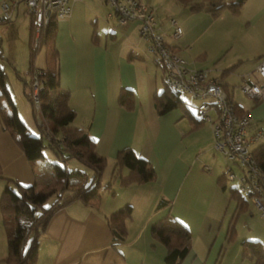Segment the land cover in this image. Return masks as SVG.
<instances>
[{
    "label": "crops",
    "instance_id": "obj_1",
    "mask_svg": "<svg viewBox=\"0 0 264 264\" xmlns=\"http://www.w3.org/2000/svg\"><path fill=\"white\" fill-rule=\"evenodd\" d=\"M100 1L108 7L105 20L113 27L105 36L109 35L111 41L116 40L115 26H118L126 43L110 46L106 38L98 37L97 26L103 15L101 4L73 0L72 15L56 21L51 51L56 45L53 65L56 62L59 88L69 92L68 103L76 115L74 99L86 100L85 114L90 113L84 120L76 118L71 125L85 128L94 140L96 152L106 158L101 186L111 180L113 193L103 190L104 194L91 198L88 203L75 200L55 211L39 234L36 258L31 264H164L166 246L154 234V225L167 214L183 223L191 233L190 248L179 264H222L226 245L236 238L239 240L236 222L248 208L246 206L236 213V203L230 207L225 190L218 182L219 176L233 167L226 163V169L220 172L219 159L211 145V126L209 123L194 125L189 114L196 118L198 115L187 103L189 114L181 107L159 113L154 94L165 87L163 71L157 57L148 49L151 57L145 59L143 43L133 37L139 29V22L119 24L110 7L104 0ZM141 1L153 8L168 34L171 33L167 24L169 17L182 24L180 37L174 40L166 38L178 54L182 47L193 45L197 40H212L214 54H209L202 47L200 52L203 55L191 60L193 68L212 66L218 70L214 76L211 75L222 79L221 83L237 103L239 113L251 117L249 133L263 127L264 100L235 99V84L229 83L228 76L233 74L234 80L239 78L240 83L250 73L252 79H259L254 70L264 58V0H245L237 14L224 11L217 17L205 11L189 12L177 0ZM22 2L17 0L10 21L0 24V45L3 40L12 38L28 47L29 16ZM192 19H196L194 23H191ZM157 68L161 69V74ZM21 87L23 91V82ZM124 89L132 92V96L127 97L132 99L130 109L119 102ZM9 92L11 95L10 89ZM1 102L11 112L12 107L5 97ZM16 111L20 119L23 118L19 110ZM263 144L264 136L251 146L254 150ZM123 148H130L147 160L155 173L152 180L121 185L114 171L116 154ZM199 153L210 156L204 159L210 165L202 163V159L197 157ZM78 171L85 174L64 179L69 188L91 178V171L88 170L89 174L83 169ZM51 172L42 159L36 160L32 168L10 131L0 122V176L30 187L35 183L43 185V177L47 179L48 174L54 177ZM119 174L125 176L128 170L120 168ZM4 186L5 180L0 178V194ZM126 205H131L132 213L125 221V236L114 242L107 217ZM248 212L253 215L252 210ZM261 219L256 218L257 222L264 223ZM1 223L0 212V264H4L1 260L7 254V246ZM253 231L254 226L242 237L241 247L244 240L262 243V235L256 233L254 236ZM243 258L253 261L249 257Z\"/></svg>",
    "mask_w": 264,
    "mask_h": 264
},
{
    "label": "trees",
    "instance_id": "obj_2",
    "mask_svg": "<svg viewBox=\"0 0 264 264\" xmlns=\"http://www.w3.org/2000/svg\"><path fill=\"white\" fill-rule=\"evenodd\" d=\"M244 1L177 0L178 4L189 12L205 11L213 17H217L224 11L237 14ZM27 14L29 16V68L25 72L26 78L21 76L20 73H17V76L23 82V93L31 103V106L33 104L32 81L35 73L40 80V110L36 112L32 106L34 118L38 122L40 135L27 133V127L18 116L9 89L4 81V69L1 66L0 122L3 128L10 131L32 168H34L36 160H46L43 149L48 147L65 164H68V160L70 159H77V161H80L84 167L92 172V175L89 180H85L81 185L69 188L64 180L66 177L84 175L85 173L78 170H67L58 163L47 161L45 163L46 168L51 170L54 176V181L51 183H43L41 186L35 183L33 186L25 187L12 178L0 176V178L5 180V186L0 194V212L7 241V254L1 260L4 264H31L36 258L39 234L54 212L72 201L81 200L84 203H88L91 198L100 195L98 190L101 187V177L106 164V158L96 152L94 140L89 136L88 131L85 128L71 125L76 113L68 103L69 92L59 88L56 62V67L53 65V67H47L46 69H38L34 66L35 56L42 44L47 42L48 39H54L56 21H51L50 24L43 28L39 45H34L35 23L32 15L28 12ZM168 19L167 24L169 26ZM166 34V37H168L167 32ZM52 51L51 58L55 60L57 54L55 47L52 48ZM159 65L161 66L160 63ZM218 82L225 90L224 85L221 83V78H218ZM227 95L233 101L230 94L227 93ZM130 96H132L130 89L122 90L119 95L120 104H123L128 109L132 107V99L127 98ZM4 97L8 105L12 107L11 112L1 102V99ZM154 100L161 114L177 107L183 108L184 112L189 114L187 111L188 106L181 95L169 90L166 84L160 93L154 94ZM233 103L237 114L246 115L239 113L237 103L234 101ZM35 113L39 115L38 118ZM189 115L193 123H195L194 125L203 124L202 119L199 117H193L191 113ZM44 137L47 138L46 144L43 143ZM253 155L264 170V144L255 148ZM123 167L128 170V174L125 176L119 174L120 168ZM154 174L147 160L136 155L132 149L123 148L116 154L114 175L120 178L122 186L134 182L152 180ZM225 174H221L218 178V182L224 190L226 189L224 185ZM103 190L111 194L113 193L111 180L103 187ZM229 199L235 200L236 213H240L247 206L246 200L237 190H230ZM131 213V205H126L107 217L114 242L121 241L125 236V221L126 218L130 217ZM154 229V234L159 236L166 246L167 251L164 256V264H179L190 248L191 233L188 228L172 215L167 214L155 223ZM232 235L233 232L230 236ZM242 247V257L253 259L255 264H264V248L262 243L244 240Z\"/></svg>",
    "mask_w": 264,
    "mask_h": 264
},
{
    "label": "built area",
    "instance_id": "obj_3",
    "mask_svg": "<svg viewBox=\"0 0 264 264\" xmlns=\"http://www.w3.org/2000/svg\"><path fill=\"white\" fill-rule=\"evenodd\" d=\"M27 12L34 19V45H39L42 30L51 21L69 18L72 15L73 0H21ZM111 14L119 24L139 22L138 33L148 42L147 49L161 64L164 81L169 90L184 94L198 101L196 113L203 123H209L213 133V148L221 152L227 162L234 163L239 171L229 168L225 177L235 179L238 193L251 203L264 220V170L253 155L251 145L264 136V127H257L249 133L250 115H239L218 79L210 76L208 69H194L181 57L166 40L163 22L155 16L153 8L141 0H104ZM17 0H0V24L10 21ZM171 33L168 37L177 39L182 29L175 18L168 19ZM254 73L242 78L240 91L255 102L264 100V58L256 66ZM40 80L36 73L32 81V102L36 112L40 110Z\"/></svg>",
    "mask_w": 264,
    "mask_h": 264
},
{
    "label": "rangeland",
    "instance_id": "obj_4",
    "mask_svg": "<svg viewBox=\"0 0 264 264\" xmlns=\"http://www.w3.org/2000/svg\"><path fill=\"white\" fill-rule=\"evenodd\" d=\"M90 1L92 4H101L102 5L101 11H102L103 15L101 16V21L99 22V24L97 26L98 37L99 38L102 37L103 40L106 38L108 40V42L110 43L109 44L110 46H119L120 44H125L126 40L124 39V37L121 36V29H120L121 27L115 26V29H116L117 35H118V38L116 40L111 41L109 35H107L108 37L105 36V34L107 32H110L113 30L111 22L109 23L105 20L106 19V13L108 12V7L106 5H103L100 0H90ZM21 5L24 6L23 2ZM171 18H174V17H171ZM195 20L196 19H192L191 23H194ZM198 23L199 22H196V24H198ZM178 24L182 28V24L179 22H178ZM199 24H201V23H199ZM201 25H203V24H201ZM211 28L208 29V32L211 30ZM55 32H56V30H55ZM55 32H54V35H55ZM191 34H192V32H191ZM133 37L136 41H141L143 43V45L145 47V49L143 48L145 59L151 57L150 54H152V53H150V54L148 53L147 43L144 41V39L143 40L141 39V37L138 33V30L136 31V33L133 34ZM51 45H52V40L48 39L47 42L42 44L40 50L36 54L35 59H34V65L38 69L39 68L46 69L48 66L52 67L54 62H53V59H51V57H52ZM202 47L209 54L210 53L214 54V48H212L213 47L212 40L210 41L208 38V39L202 40V41L197 40L196 42L193 43V45L187 46L185 48L182 47L181 51L179 52V55L181 57H183L188 62L189 67L193 68L194 65H192L191 60L192 59L195 60V57L198 55H203L200 52V49ZM55 48L57 50L56 45H55ZM212 49H213V51H212ZM0 52H1V54H0V66L3 67V69H4L5 83L11 91L13 104L16 107V109L19 110L20 114L23 117L21 119L27 127V133H29L31 135L39 136L40 131L38 129V124H37L38 122L34 118V113H33L34 108L32 109L33 104L31 106V103L25 98V95H24V93L22 91V87H21L22 80L17 77V71H21L20 72L21 76L27 77V75L25 74V71L27 70V67L29 64V49H28L27 45H22L20 40H13L12 38H10L7 40H3V43L0 45ZM55 67H56V65H55ZM206 69L209 70L210 76H212L213 73H216L218 71V70L216 71L212 66H208V68H206ZM157 70H158L159 74H161V69L157 68ZM228 80H229L230 84H235L234 91H233V97L237 100H241V99L246 100L247 99L246 96L240 91V88L238 87V84L240 83L239 78H236L234 80V76L232 74V75L228 76ZM181 97L189 105L191 110L196 112V106H197L198 101L189 97V96H186L184 94H182ZM74 100H75L74 104L77 107L76 108L77 109V111H76L77 115L75 116L74 122H76V118H77V120L78 119L84 120V118H86L85 116H88V114L90 113L88 111V113L85 114L86 107L84 104L86 103V100L76 101L77 98H75ZM36 117L38 118L39 115L36 114ZM73 124H75V123H73ZM207 124L208 123H205L204 125H207ZM46 140H47V138L44 137L43 138L44 144H46V142H47ZM213 143H214V141H212V144H211L212 148H213ZM251 148H252V146H251ZM215 151H216V155L219 159V160H217V165H218V163H220V167H221L220 172L223 169H226L225 164L228 163V165L233 167L234 171L236 173H238L239 169L234 163L227 162L226 159L224 158V156L221 154V152H219L218 150H215ZM43 153L46 156V160H44V163H46L47 161L50 163H58V164L64 166L65 169L72 170V171H77L78 169H83L84 172H87L89 174L88 169H86V167H83L84 165H82L80 163V161H77V159H70V160H68L69 163L65 164V162L61 161L60 158L55 156L50 151V149L48 147H45L43 149ZM197 157L200 160L202 159V161H203L202 163L210 165L208 162L204 161V159L210 158V156H208V154H203V153L200 154L199 153ZM41 172H42V170H41ZM43 180L45 183H47V182L51 183L54 181V177H52V176L50 177V175L48 174L47 179L43 177ZM224 185L226 186V189H225V193L227 195L226 201H228V203L230 204V207L232 208L234 206L235 200L232 199L229 202V200H228L229 193H230V190H237L238 191L239 184L235 179H228V177H225L224 178ZM98 191L100 194H104L103 185L99 188ZM246 205L248 207L247 211L245 213H243L242 215H240L239 219L236 222L237 223L236 228L239 231V240H238V238L235 237L236 240L234 242L226 245L227 246L226 254H225V257L223 258L222 264H254V262L249 260L248 258L242 257L241 254H242V248L243 247H241V245L239 244L242 237L244 235L248 234L249 230L251 228H253V226H254L253 235L254 236L257 235L256 233L262 235L261 242L263 243L262 246L264 248V223H261V221L257 222L256 218L261 219V217L259 216V213L255 210L254 206L248 202L246 203ZM249 209L252 210L253 215L249 214V212H248ZM1 225H2V223H1ZM4 240H5V246H7V241L5 239V235H4ZM6 249H7V247H6Z\"/></svg>",
    "mask_w": 264,
    "mask_h": 264
}]
</instances>
